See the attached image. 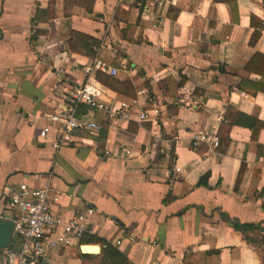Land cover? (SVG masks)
Returning <instances> with one entry per match:
<instances>
[{
    "label": "crops",
    "instance_id": "crops-1",
    "mask_svg": "<svg viewBox=\"0 0 264 264\" xmlns=\"http://www.w3.org/2000/svg\"><path fill=\"white\" fill-rule=\"evenodd\" d=\"M231 1L235 16L214 0H174L161 11L147 0H0V219H14L9 195L19 184L48 188L64 223L94 211L82 239L49 247L41 264H99L104 242L131 264H264V232L249 233V243L222 215L264 228V127L253 140L264 94L240 91L235 75L264 56V28L250 44L264 0ZM94 48L117 72L102 74L132 90L103 100L128 103L130 119L82 107L99 133L55 152L53 134L39 133L64 100L58 83L88 80ZM200 132L224 143L214 154L191 148ZM176 167L180 175L165 174ZM18 245L13 234L8 248Z\"/></svg>",
    "mask_w": 264,
    "mask_h": 264
},
{
    "label": "built area",
    "instance_id": "built-area-1",
    "mask_svg": "<svg viewBox=\"0 0 264 264\" xmlns=\"http://www.w3.org/2000/svg\"><path fill=\"white\" fill-rule=\"evenodd\" d=\"M147 1L157 11L165 9L174 2V0ZM92 55L91 64L84 68V74L88 78L85 83L76 87L58 83L64 93V100L46 115L51 126L44 127L39 133L41 138L53 134L51 147L55 152L75 145L78 135L96 136L99 133L101 128L93 119L84 120L78 114L82 107L86 108L88 115L92 117L96 113H101L119 121L130 119V105L121 101L118 108L112 109L103 100V92L91 80V76L96 72L111 76L117 73L114 68L99 59L98 48L92 50ZM57 72L63 74L64 70L59 69ZM147 118V114L141 113L139 121L144 122ZM218 121L224 122L222 117H218ZM201 144H205L209 152L214 154L219 146V138L216 134L203 132L194 134L190 143L191 148H197ZM126 154L130 153L126 152ZM172 173L180 175L181 169L176 167L173 172L167 170L165 174L169 176ZM56 200L57 198L51 195L48 188L33 189L25 184H19L11 190L8 207L14 212L13 234L18 239L19 245L17 249L2 250L1 264H41L49 247L72 246V239H81L86 232L85 227L89 224L88 218L94 213L93 209L88 208L83 213H75L64 223L51 213V204ZM53 235L55 238L51 240ZM115 244L119 245L120 241L116 240Z\"/></svg>",
    "mask_w": 264,
    "mask_h": 264
},
{
    "label": "trees",
    "instance_id": "trees-1",
    "mask_svg": "<svg viewBox=\"0 0 264 264\" xmlns=\"http://www.w3.org/2000/svg\"><path fill=\"white\" fill-rule=\"evenodd\" d=\"M215 2H222L229 6L231 13L233 16L236 14V10L231 0H214ZM38 14L36 15V20L38 18ZM236 20V19H235ZM255 27V31L253 32L250 44L254 45V43L259 39L261 35V31L264 28V25L261 22L253 25ZM36 32L33 33L31 36V41L34 40V36H36ZM92 53V52H91ZM251 74H258L261 78L260 82L257 84L250 82L249 76ZM236 77L238 78L239 82L237 84V88L243 92H250L253 95L257 93L264 94V56L257 53L255 54L250 61L245 65V67L241 70H237ZM95 84L99 87L102 92L111 91L113 93H117L119 95H123L120 90H126L127 92H132L130 88H127L124 84L118 82L116 79L108 77L100 72H96ZM134 97V95H131ZM261 125H258L257 129L253 130V140L254 136L257 134V130L260 129ZM224 143V140L219 138V146L220 144ZM226 144V143H225ZM207 176L201 179L198 183L199 186H206ZM225 221L233 227L235 230L241 233L243 238L249 243L253 242V239L249 237V233H261L264 232V228L259 225L254 224H241L235 219H229L225 214H222ZM83 237V236H82ZM81 237V239H82ZM80 239V240H81ZM99 264H131L128 259L121 254L117 249H115L110 243L104 242L102 244L101 249V260Z\"/></svg>",
    "mask_w": 264,
    "mask_h": 264
},
{
    "label": "water",
    "instance_id": "water-1",
    "mask_svg": "<svg viewBox=\"0 0 264 264\" xmlns=\"http://www.w3.org/2000/svg\"><path fill=\"white\" fill-rule=\"evenodd\" d=\"M13 228V222L0 219V252L11 245ZM82 250L86 253H96L99 251V248L95 246H84Z\"/></svg>",
    "mask_w": 264,
    "mask_h": 264
}]
</instances>
